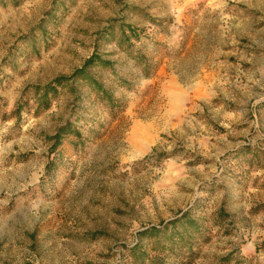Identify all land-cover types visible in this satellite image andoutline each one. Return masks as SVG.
I'll return each instance as SVG.
<instances>
[{
  "label": "rangeland",
  "instance_id": "374dc122",
  "mask_svg": "<svg viewBox=\"0 0 264 264\" xmlns=\"http://www.w3.org/2000/svg\"><path fill=\"white\" fill-rule=\"evenodd\" d=\"M114 20L140 30L131 43L152 75L118 30L104 33ZM96 49L112 61L94 73L120 111L80 86L38 115L0 119V264H131L140 230L186 210L204 235L186 264H264V0L0 6V112ZM66 121L80 141L52 150Z\"/></svg>",
  "mask_w": 264,
  "mask_h": 264
},
{
  "label": "trees",
  "instance_id": "16d2710c",
  "mask_svg": "<svg viewBox=\"0 0 264 264\" xmlns=\"http://www.w3.org/2000/svg\"><path fill=\"white\" fill-rule=\"evenodd\" d=\"M23 1L24 0H0V6L5 7L8 4L18 5ZM44 21L45 19L42 18L39 24L33 29H42ZM115 23V20L113 23H110L108 27H106L107 30L104 31V33L111 34L114 37L118 30L119 36L117 35V45L131 57L136 59V63L140 65L143 75H152L154 66L149 59L142 54L136 55L132 46L133 44L131 43L134 38L138 37L140 30L129 23ZM111 66L112 61L109 60L105 54L98 52L96 49L79 67L75 68L71 74L57 75L44 84H31L24 87L14 107L9 112L4 110L0 112V119L17 120L21 117L23 111H31V109L33 110V114L38 115L47 110L51 106L53 100L62 92L70 93L73 98H78L80 86L87 88L89 92L94 95L96 100L104 104L110 110L114 112L120 111L123 107V102L116 98L111 90L98 80L94 73L96 68L106 69ZM123 83L125 84L124 81ZM125 86L129 85L126 84ZM28 94H30V96H28ZM25 95L27 96L25 97ZM29 100L32 102L31 104H29ZM69 137H76L78 138L76 141H80L81 134L70 122L66 121L61 124L52 135L48 136V139L51 140L52 150L57 149L63 141ZM148 159L149 156H146L137 162H145ZM199 233L200 231L195 221L190 218L188 210L182 212L174 219L165 221L159 225L148 226L138 232L139 241L128 247V251L131 255V264H186L195 255V250L193 249L194 243H198L197 241H200L201 238L204 239L203 234L197 236ZM93 235L94 234H92V236ZM192 237H194V242L191 240ZM143 240H150L152 249L156 251V254L148 256V253L141 245ZM162 252L168 257V260L162 256ZM180 253L183 255L182 257L185 259V262L180 261V263H178L177 260L169 261L172 255L177 257ZM224 259L226 258L222 260ZM216 264H222V262L220 261Z\"/></svg>",
  "mask_w": 264,
  "mask_h": 264
}]
</instances>
